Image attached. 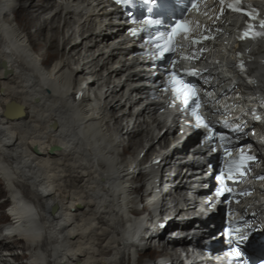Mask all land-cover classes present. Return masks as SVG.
Segmentation results:
<instances>
[{
    "label": "bare ground",
    "instance_id": "1",
    "mask_svg": "<svg viewBox=\"0 0 264 264\" xmlns=\"http://www.w3.org/2000/svg\"><path fill=\"white\" fill-rule=\"evenodd\" d=\"M106 3L0 0V197L6 198L0 221H21L24 230L0 227V246L12 264H185L168 240L176 244L181 229L217 240L229 221L221 209L188 217L190 203L178 212L183 219L162 221L158 235L134 240L130 216L139 203L146 202L150 214L159 210L166 216L180 192L205 182L202 175L219 153L194 150L192 128L170 147L177 128L165 129L160 108L150 100L160 83L145 87L160 77L138 70L141 63L125 47L136 40L126 39L125 25L113 21L127 20L118 9L107 11ZM220 20L227 29L241 22L228 14ZM241 54L244 70L238 66V78L213 71L199 77L207 88L236 80L234 94L255 96L264 113V65L257 63L264 58V39ZM204 59L205 54L192 60ZM223 66H233L229 54L215 67ZM227 103L238 110L247 106ZM226 126L225 134L243 132L237 122ZM251 127L264 131L256 123ZM51 146L57 148L50 151ZM158 175L162 186H171L160 202L154 201ZM239 210L241 235L248 244H264V199L245 202ZM0 260H6L1 248Z\"/></svg>",
    "mask_w": 264,
    "mask_h": 264
},
{
    "label": "snow or ice",
    "instance_id": "2",
    "mask_svg": "<svg viewBox=\"0 0 264 264\" xmlns=\"http://www.w3.org/2000/svg\"><path fill=\"white\" fill-rule=\"evenodd\" d=\"M117 4H127L130 0H115ZM143 3L146 5H155L157 0H143ZM220 9L219 14L216 16V20H220V18L225 14V10H230L234 13H240L247 18V23L244 29L239 33L238 39H256L257 37H264V19H259L260 13L257 9L253 8L251 5L245 6L242 0H219ZM202 7L204 9H209V5L205 2V0H187L184 10L180 13V16L168 26L170 30H165L164 32L158 31V27L162 25V20L158 17L146 16L143 19V23L145 28L143 30H154L155 35L150 38L149 43H151L152 48L154 49L151 52V55H158L160 60L170 59L171 64L173 65L171 70L165 71V76L167 78L166 83L161 85V90L165 93H170L171 100L168 104L169 107L180 108L183 112H190L192 120L189 121L190 125L194 122V126L197 128H205L208 132V139L211 143L212 137L215 135V130L207 121V119L200 115V109L202 107L199 94L195 90V85L186 81L183 76L184 75H198L196 70H192L191 72L184 73L183 70L177 71L176 65L179 62V59H194L198 60L203 56V53L206 51V48L203 46L204 41L215 39L214 35H209L213 30L217 33L221 32L222 29L220 27H216L215 24L213 27H209L208 25H200L199 22L193 23V21L186 19L187 13L200 14ZM212 8L215 7V0L211 5ZM250 9V10H249ZM149 13L152 12V9H148ZM204 15H207V11L203 12ZM258 20L259 22V30L256 29L255 22ZM135 22V21H134ZM133 35L137 34L136 29L130 30ZM190 48H194L197 45L200 47L195 48V51L192 52L191 56L184 55L179 57L178 59H171V56L176 53L178 48H183L184 44ZM237 56H242L241 53H237ZM239 68L241 71L244 70V64L241 60L239 63ZM249 83H253V81L249 80ZM259 119V118H257ZM236 131L239 130V126ZM225 151H228L227 146H225ZM255 157L250 154L241 153L239 158V167L236 171L239 173V176H244L245 172L240 169L246 167V161H253ZM217 180L221 181V188L223 189V181L225 179L233 180L236 182L237 177L234 175V171L232 166L230 165L228 168V172L226 176L218 175L216 177ZM258 179H264V177H258ZM227 191H231V189H227ZM250 193L241 192L239 195H248ZM216 195L222 196L223 191L218 190ZM239 201H237L238 203ZM225 234L230 237V233H228L227 229L225 230ZM239 255V253H237Z\"/></svg>",
    "mask_w": 264,
    "mask_h": 264
},
{
    "label": "rangeland",
    "instance_id": "3",
    "mask_svg": "<svg viewBox=\"0 0 264 264\" xmlns=\"http://www.w3.org/2000/svg\"><path fill=\"white\" fill-rule=\"evenodd\" d=\"M5 199H6L5 197H0V202H2V200H5ZM10 201H11V199H10ZM10 201H7L6 203L10 204ZM5 223L6 222L4 220L3 221L1 220L0 221V227H2V225H4ZM0 248H1V252H2V258L6 259L5 262H4V260H0V264H12V263H14L13 259L9 255L8 251L4 250L5 248H2L1 246H0ZM8 260L10 261V263H8Z\"/></svg>",
    "mask_w": 264,
    "mask_h": 264
},
{
    "label": "water",
    "instance_id": "4",
    "mask_svg": "<svg viewBox=\"0 0 264 264\" xmlns=\"http://www.w3.org/2000/svg\"><path fill=\"white\" fill-rule=\"evenodd\" d=\"M57 147L56 146H52L51 148H50V150H54V149H56Z\"/></svg>",
    "mask_w": 264,
    "mask_h": 264
}]
</instances>
